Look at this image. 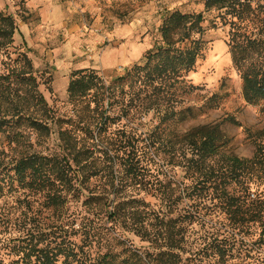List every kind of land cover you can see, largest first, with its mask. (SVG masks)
<instances>
[{
  "label": "rangeland",
  "instance_id": "374dc122",
  "mask_svg": "<svg viewBox=\"0 0 264 264\" xmlns=\"http://www.w3.org/2000/svg\"><path fill=\"white\" fill-rule=\"evenodd\" d=\"M205 1L0 0V12L12 15L17 24L13 45L0 52V74L14 66V59L20 53H26L32 62L39 90L55 118V122L53 118L50 121V126L53 124L51 136H39L31 127L22 129V136H0V183H8L11 176L17 177L16 165L27 155L62 152L60 130L72 127L78 128L79 136L71 137L81 145L91 147L97 157H105L106 150L114 152L116 148L125 147L131 150L133 144L146 156L152 154L160 165H164L161 176L170 184V189H174L175 196L178 189L196 188V185L198 193L213 191L198 185L202 176L191 167L193 163L187 161L191 155L188 153L185 157L182 151L186 145L181 141L182 137L195 128H218L224 136L221 140L225 145L212 160L216 172L222 166L223 156L252 157L256 146L250 134L264 130V105L248 103L244 99L242 79L229 51L228 26L218 23L214 11L204 15L206 46L204 56L195 68L178 82L165 83L147 92L136 91L135 103L144 102L149 108L145 114L131 120L127 127L130 136L118 131L117 124L110 127L109 136H92L81 130L78 122L80 116L84 117V104L69 98L68 86L75 71L93 70L106 84L116 82L133 66L142 64L145 56L158 47L160 28L170 12H201ZM216 22L218 24L214 25ZM119 83L116 82L117 99L111 100L109 109L112 117L118 115L123 105L124 91ZM127 89L124 87L125 91ZM94 104L91 101V106ZM6 106L10 110L19 109L31 118L40 116V110L23 99L6 103ZM105 106L108 107L106 102ZM118 121L116 119V123ZM210 168L207 163L203 166L205 173L211 171ZM126 175L123 169L119 170V176ZM99 177H93L91 187ZM27 190L6 187L5 194L0 197V257L5 260L17 258V251L23 244V227L37 230L39 226L55 224L46 231L57 230V234L61 232L78 245L84 244L86 236L105 233L110 227L112 231L123 232L109 220L108 214L99 220L86 212L82 202L88 195L87 190L67 204V216L62 218L59 212L45 207L43 197ZM258 194L264 195V181L258 182L250 191L251 198ZM137 196L157 208L155 197ZM183 207L198 211L189 239L196 251L187 264H264L261 227L237 226L225 213L219 214L220 208L210 202L186 199L179 203V208ZM178 215L176 210L172 214ZM64 221L61 229L59 225ZM124 235L139 248L149 246L133 233ZM101 249L97 244L91 248L92 252Z\"/></svg>",
  "mask_w": 264,
  "mask_h": 264
},
{
  "label": "trees",
  "instance_id": "16d2710c",
  "mask_svg": "<svg viewBox=\"0 0 264 264\" xmlns=\"http://www.w3.org/2000/svg\"><path fill=\"white\" fill-rule=\"evenodd\" d=\"M210 11L217 12L218 23L228 26L229 51L242 79L244 99L264 105V0H206L204 11L170 12L160 28L158 47L145 56L142 64H136L118 78L116 82H121L124 95L116 117L109 113L111 100L118 96L116 82L106 84L93 70L81 69L72 74L68 94L71 101L84 104V117L80 116L78 122L81 130L92 136H109L110 127L117 124L118 131L130 136L127 127L131 120L145 114L149 108L144 102L135 103L136 91L147 92L165 83L178 82L204 56V15ZM16 31L14 17L0 12V52L13 45ZM124 87L128 89L125 91ZM19 99L36 106L40 116L31 118L19 109L10 110L6 106ZM91 101L95 102L94 106ZM52 118L55 122L33 75L32 62L26 53H20L14 59V66L0 74V136H22V129L26 127H31L39 136H51ZM77 129L60 130L62 152H33L19 161L17 177L11 176L8 183H0V197L6 187L28 189L29 193L43 197L45 207L59 212L62 218L67 216V204L87 190L88 195L82 202L86 212L99 220L108 214L109 220L124 233L112 231L110 227L105 233L86 236L84 244L78 245L61 232L57 234V230L46 231L55 224L42 225L37 230L23 227V244L17 258L0 257V264H187L196 251L189 239L198 211L179 208V203L186 199L213 203L220 208L219 214L225 213L235 225L261 227L260 234L264 237V195L250 197L253 186L264 181V130L250 134L256 146L252 157L223 156L217 172L212 160L225 145L220 130L197 127L184 134L181 141L186 145L182 151L185 157L188 153L191 155L187 161L193 163L191 167L202 176L198 185L213 191L198 193L196 185L194 189H178L175 196L174 189H170V184L161 176L164 165L152 154L146 156L133 144L131 150L126 147L116 148L114 152L106 150V156L100 158L91 147L71 137L79 136ZM206 163L211 171L205 173ZM121 169L126 177L119 176ZM97 176H100L97 183L91 187L93 177ZM139 194L155 197L157 208L139 198ZM175 210L179 213L177 217L172 216ZM64 224L65 221L59 227L62 229ZM125 233H133L149 246H135ZM94 244L102 249L92 252ZM220 256L223 258L221 253Z\"/></svg>",
  "mask_w": 264,
  "mask_h": 264
}]
</instances>
